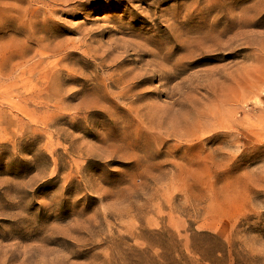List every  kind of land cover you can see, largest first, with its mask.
I'll return each mask as SVG.
<instances>
[{
	"label": "rangeland",
	"instance_id": "1",
	"mask_svg": "<svg viewBox=\"0 0 264 264\" xmlns=\"http://www.w3.org/2000/svg\"><path fill=\"white\" fill-rule=\"evenodd\" d=\"M0 264H264V0H0Z\"/></svg>",
	"mask_w": 264,
	"mask_h": 264
}]
</instances>
